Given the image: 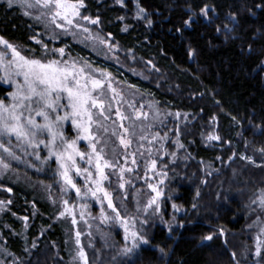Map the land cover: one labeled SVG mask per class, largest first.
I'll use <instances>...</instances> for the list:
<instances>
[{
	"label": "trees",
	"instance_id": "1",
	"mask_svg": "<svg viewBox=\"0 0 264 264\" xmlns=\"http://www.w3.org/2000/svg\"><path fill=\"white\" fill-rule=\"evenodd\" d=\"M259 3L261 0H83L86 14L99 18L102 33L152 61L167 79L164 87L139 83L161 105L171 103L173 112L185 116L155 127L163 133L172 126L165 148L174 149V138L185 143L188 138L193 140L181 149L175 162L167 157L160 160L171 175L167 191H174L171 200L179 206L176 226L170 232L151 223L146 232L149 244L139 249L132 264H264L260 256L251 262L240 261L241 248L233 245L247 222L243 208L251 187L246 190L247 184L237 179L238 168L248 175L245 180L256 176L264 187V164L253 171L229 146L244 132L250 136L247 127L264 128V11L255 8ZM205 6L211 9L207 18L201 14ZM140 7L148 15L147 21L134 19V9ZM230 14L235 15V22ZM186 20L190 25H185ZM226 24L232 31L226 32ZM40 30L19 7L0 0V37L14 43L21 53L32 57L40 53ZM9 90L0 83V98ZM209 123L222 139L216 140L218 147H206L198 139ZM256 130L252 143L264 149V132ZM209 160L215 161L212 168L205 165ZM42 179L29 175L0 183L10 200L0 220L10 227L2 228V242L19 264H69L65 232L56 221L57 205L51 201L54 194L46 190ZM12 214L26 218L28 241L36 242L33 249L25 250L18 234L21 225ZM209 235L212 240H203ZM161 248L168 255H162ZM112 252L102 250L98 264H129V259L114 258Z\"/></svg>",
	"mask_w": 264,
	"mask_h": 264
},
{
	"label": "rangeland",
	"instance_id": "2",
	"mask_svg": "<svg viewBox=\"0 0 264 264\" xmlns=\"http://www.w3.org/2000/svg\"><path fill=\"white\" fill-rule=\"evenodd\" d=\"M3 1L7 2V0ZM29 2L35 4V0H29ZM72 2L76 1L72 0ZM14 6L19 7L23 13L27 12V16L37 22L41 29L37 38L40 53L36 57H32L20 52L22 55L27 58L39 59L43 63H47L49 60L67 62L69 66L75 63L78 69H84L86 76L91 75L102 81V87L97 89L94 95L98 96L103 103L104 115L108 119L105 120L103 116L99 115L100 109H92L95 113L94 119L103 125V127H98L94 124L92 132L101 138L102 143L98 144L97 147L105 149L104 159L113 165V167L104 169L107 179L102 182V186L111 194L113 206L120 213L122 219L128 221L130 230L142 231L147 238L146 232L151 223L154 226L160 225L167 228H169V224L176 226L174 217L175 212H179V206L171 200L174 191H167L166 185L167 181L170 182L171 175L166 169L165 162H160V160L167 157L170 162H175L181 149H184L185 146L187 148L190 141L193 140L188 138V142L186 140L187 143H185L180 141L179 137L174 138L171 142L174 149L165 148L166 139L168 134H171L172 126H169L168 123L170 128L163 133L157 131L155 127L159 124H166L167 121H181L185 119V116L180 115V113L177 116V113L171 110L173 104L162 103L163 105H161V100L157 96L149 92L144 86L139 85L140 82H144L164 87L167 79L163 73L152 61L144 60L136 54L133 48L115 44L101 32L99 23L92 24L82 19L83 16L96 19L86 14L84 6L80 9L81 17L75 18L72 25H68L59 18L56 23H53L52 13L49 9L38 5L27 8L17 3ZM134 10V19L139 18L147 21L146 12L140 14L138 8ZM37 17L39 18L37 19ZM57 24H60L61 27H57ZM84 28H87L88 32H84ZM7 42L17 49L14 43ZM59 49L64 50L63 55L60 54ZM0 51L6 52V61L11 59V51L6 49L4 45H0ZM8 71L9 69L6 67H0V83L10 89L4 98H0V101H3L6 106L15 103L10 93L17 90V84H23V77L16 76L14 69L11 70L13 73L11 79H5ZM89 86H91L90 83ZM60 103L67 104V100H61ZM17 111H22L24 117L29 115L27 109H18ZM47 111L53 120L57 115L63 116L65 112L64 109H58L57 112H52L51 109ZM31 115L38 123H44L43 118L36 116L35 112H32ZM105 128L107 131H104ZM213 128L215 130L213 123H209L207 130L203 134L197 135L202 145L218 147V140L208 139L209 135L219 136L216 135ZM246 129L250 131V136H246L244 132L241 139L236 137L237 143L231 142L229 146L235 149L237 158L245 157V159H241L244 166L252 167L255 171L264 164V153L261 152V148L255 147L257 145L252 143V138L257 132L256 128L247 127ZM62 130L67 140L76 139L77 132L72 126L71 120L62 122ZM121 137L130 141L128 147H124L120 143ZM40 139H47V135L45 134ZM0 143H3L11 152L10 155L3 148H0V161L9 166L4 168L0 165V183L10 177L19 181L20 179H27L29 175H37L43 178V182L47 183L46 190L53 192L54 197H52L54 199L51 201L53 206L57 205L56 221L65 232V246L69 264H98L102 250H113L114 258L125 257L122 255V249L126 243L130 244V241H125L124 228L121 222L117 221L116 212L108 207V201L104 199L103 193H97L99 199L92 196L89 189L94 190L95 185L89 181L87 173L77 175L74 169L69 173L76 187L80 189L78 196L76 189L65 185L58 175L60 166L55 156L50 157L49 149L44 144L33 147L27 141L17 140L15 136L0 137ZM76 146L81 152H91L89 142L86 140H77ZM63 149L64 144L58 140L56 151H63ZM37 155L40 159L36 158ZM133 160L136 162L133 163ZM153 160L156 161L154 169L151 168V161ZM76 162L78 167L88 169L95 178L94 161L90 165L86 156L84 160L76 157ZM214 163V160H209L205 165L212 168ZM121 168L132 169V171H124L122 173L123 179H121ZM238 169L237 179L242 178L243 183L247 184L244 187L246 190L249 185L251 187H248L249 197H247L248 201L243 208L246 212L244 216L247 222L244 224L242 234L238 235V240L233 245L236 248H241L242 257H240V261L249 262L250 260L251 262L259 257L256 255V238L259 236L264 240V232H262L264 230V211L260 209L258 200V197L264 195V187L259 186L256 176H251L245 180L243 177L247 174H242V169ZM20 171L24 173H20ZM231 177L236 178L234 173L231 174ZM121 183L124 184L123 188L120 187ZM149 184L161 192L157 200L158 212L155 211L156 204L151 208H146L148 201L156 195L149 188ZM62 189L64 190L62 191ZM6 195L0 185V202H2L0 203V220L9 208L10 200L6 198ZM65 200L68 201L66 206ZM254 200L257 202L253 203ZM166 203L169 205L168 208H166ZM173 205H176L178 210L174 209ZM65 207L71 209V213L65 212V215L61 217L60 213L65 211ZM13 216L18 221L17 224L21 225L18 234L25 244V250L33 249L36 242L28 241L27 220L20 218L18 214ZM104 217H108V219H104ZM73 218L76 221L75 224L72 222ZM145 218H147V223L141 224ZM3 227L5 229L10 228L7 223L0 221V264H19V261L2 242ZM77 233H79V244H77ZM262 247L263 245L261 251ZM80 250H83L85 254L83 259L78 256ZM125 258L129 259L128 257Z\"/></svg>",
	"mask_w": 264,
	"mask_h": 264
},
{
	"label": "snow or ice",
	"instance_id": "3",
	"mask_svg": "<svg viewBox=\"0 0 264 264\" xmlns=\"http://www.w3.org/2000/svg\"><path fill=\"white\" fill-rule=\"evenodd\" d=\"M122 2V0H118ZM8 6L13 7L17 3L23 7L31 8L34 6H40L52 13V22L56 23V20L62 19L68 25H72L73 21L77 17H81L80 9L84 6L83 0H35V4L29 2V0H7ZM255 8L264 11V0L261 3L255 5ZM211 11L207 6L201 9V14L207 18L208 13ZM253 12V9L249 10ZM145 10L140 7L139 13L143 14ZM28 15L27 12L24 13ZM39 17H37L38 19ZM230 20L235 22L236 17L234 14H230ZM82 19L89 21L92 24L99 23V18L91 19L88 16H83ZM190 20L184 21L185 25H190ZM151 24V20L148 21ZM57 27H61L57 24ZM226 32L232 31L229 29L227 24L224 26ZM84 32H88L87 28L83 29ZM181 31V29H177ZM219 32L220 29L218 28ZM103 42V41H102ZM0 45H4L6 49L11 51V59L6 61V52L0 51V67H6L9 71L6 73L5 79H11L12 71L15 70L14 74L16 76L23 77V84H17V90L10 93L13 103L10 106H6L3 101H0V137H12L15 136L17 140H24L30 146L37 147L38 144H44L46 148L49 149V155L55 156L57 163L60 166L58 175L63 180L64 184L76 189L77 195H80V189L76 187L73 182L70 172L74 169L77 175L82 173H87L89 181L95 185V189H89L92 192L93 197H97V193H103L104 199L108 201V207L116 212V219L120 221L125 232L124 239L126 242L130 241V244L125 245L122 249V255L129 258V264H132V258L138 255V250L141 245H148L149 240L143 234L142 231H131L129 228V223L127 220L122 219L120 213L117 212L116 208L113 206L111 194L104 189L102 182L107 179L104 169L113 167V165L106 159H104L105 149L103 147L98 148L97 145L102 143L99 136H96L92 132V126L96 124L98 127H103V125L96 119H94L95 113L92 109H100L99 115L103 116L105 120L108 119L104 115L103 103L100 101L99 97L94 95L97 89L102 87V81L92 77L91 75H85L83 68H77L75 63L70 66L67 62H61L57 60H49L47 63L41 62L39 59L27 58L20 53L12 44L8 43L2 37H0ZM61 55H63L64 50H58ZM251 52V46L248 49ZM192 50H189V56H192ZM13 83H15L13 81ZM89 83L91 86H89ZM67 100V104L60 103L61 100ZM35 104V106H34ZM18 109H27L29 115L27 117L23 116V112H18ZM51 109L52 112H57L58 109H64V115H57L53 120L50 117V113L47 111ZM35 112L36 116L43 118L44 123H38L35 118L31 115ZM119 115V112L117 113ZM179 116V113L176 114ZM123 119V117H121ZM66 120H71L72 126L77 132L76 139L67 140L64 136L62 130V122ZM258 130L264 132V128L260 125L255 126ZM104 131H107L105 128ZM127 131V130H125ZM47 135V139H40V137ZM115 135V132H113ZM143 138V137H142ZM209 140H219V136L209 135ZM60 141L64 144L63 151H56V143ZM77 140H86L89 142V147L91 152H81L76 144ZM106 143V142H105ZM120 143L124 147H128L130 141L121 137ZM183 147V145H181ZM0 148H3L5 152L11 155L10 149L6 148L3 143H0ZM264 153V149H261ZM87 156V162L91 165L93 161L95 162V178L93 174L89 172L88 169H81L77 166L76 157L84 160ZM40 159L39 155L36 157ZM245 159V157H241ZM136 161L133 160V163ZM0 165L4 168L9 166L3 161H0ZM156 166V161H151V168L154 169ZM121 179H123L122 173L124 171H132V169L121 168ZM166 175V174H165ZM163 183V181H161ZM120 187L123 188L124 184L121 183ZM149 188L156 193L152 197L146 208H151L154 204L157 205L155 211H159V205L157 200L161 195V192L153 185L149 184ZM64 189H62L63 191ZM10 191V189H9ZM199 196V192H197ZM99 199V197H97ZM259 207L264 211V195L258 197ZM257 201H253L256 203ZM2 203V202H0ZM10 203V201H9ZM65 206L68 201H64ZM193 208L196 207L195 204L192 205ZM174 209H177L176 205H173ZM178 210V209H177ZM65 212L71 213V209L65 207V211L60 213L63 217ZM26 219V218H25ZM108 219V217H104ZM259 219V217H258ZM73 224H75V219L73 218ZM147 218L141 221V224H146ZM134 227V225H133ZM169 231H172V226L169 224ZM183 227V225H180ZM264 232V230H262ZM221 234L223 232L221 231ZM213 237L211 235L203 237V240L210 241ZM77 244H79V233H77ZM257 250L256 255L264 259V252L261 251V246L264 245V240L259 236L256 238ZM160 253L164 256L168 255L163 248L160 249ZM80 258H84L85 254L83 250L78 252ZM235 256V254H233Z\"/></svg>",
	"mask_w": 264,
	"mask_h": 264
}]
</instances>
